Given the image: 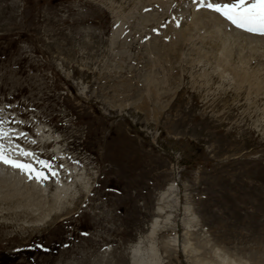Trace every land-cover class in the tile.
<instances>
[{"label":"rangeland","instance_id":"rangeland-1","mask_svg":"<svg viewBox=\"0 0 264 264\" xmlns=\"http://www.w3.org/2000/svg\"><path fill=\"white\" fill-rule=\"evenodd\" d=\"M157 1L0 0L3 143L59 173L0 163V264H264V36L218 16L172 56Z\"/></svg>","mask_w":264,"mask_h":264},{"label":"snow or ice","instance_id":"snow-or-ice-1","mask_svg":"<svg viewBox=\"0 0 264 264\" xmlns=\"http://www.w3.org/2000/svg\"><path fill=\"white\" fill-rule=\"evenodd\" d=\"M199 6L219 14L237 29L264 36V0H229V2L199 0ZM6 123L8 121L0 119V163L18 169L30 180L35 179L37 182L58 176L59 173L51 161L40 159L36 153L24 149L20 144L9 147L3 143L8 140L11 145V137L15 134L12 130L3 127ZM17 123L22 124L23 121H17ZM15 135L18 139H27V133L21 132ZM14 156L24 159H16ZM60 167L62 168L63 165Z\"/></svg>","mask_w":264,"mask_h":264},{"label":"bare ground","instance_id":"bare-ground-1","mask_svg":"<svg viewBox=\"0 0 264 264\" xmlns=\"http://www.w3.org/2000/svg\"><path fill=\"white\" fill-rule=\"evenodd\" d=\"M177 1H181V3H180V5H178V7H176L175 8V11H174V13H173V15L171 16V20L169 21L170 23V25H169V27H167V28H165L166 29V34H168V35H170L169 37L171 38V41L169 42V44H170V47L168 48L170 51V53H171V55L173 56V54H175L177 51L179 52V48H180V42L183 40L184 42H188V41H190L191 40V38H189V39H186L187 38V36H188V34H189V32H191V31H195V27L197 26V27H200V28H203L204 30L205 29H208V30H212V28L213 27H216L217 28V26H218V28H219V26L221 25V24H223V22H224V20H222V19H220L217 15H215L214 13H210V12H208V11H203V12H198V13H194L195 15H196V17H195V21L194 20H190V21H193L194 23H192V24H190L189 22L187 23H185L184 21H183V16H184V10H185V8H186V10L187 11H190V12H194L193 10H192V4H191V1L192 0H177ZM194 1V3L195 4H197L199 1L198 0H193ZM196 1H198L197 3H196ZM214 2H215V0H214ZM141 3V2H140ZM157 4L159 5V6H163V5H165L166 4V0H158L157 1ZM196 7V9H197V6H195ZM194 7V8H195ZM201 7H199V9H200ZM207 9V8H206ZM190 12H189V15H190ZM196 12V11H195ZM175 13H176V15H175ZM187 13V12H186ZM186 18V17H185ZM191 18V17H190ZM192 19V18H191ZM194 19V18H193ZM187 20V19H186ZM198 31V30H197ZM202 31V30H201ZM221 31H222V28H221ZM191 35V34H190ZM215 35V34H214ZM216 36V35H215ZM218 36V35H217ZM190 37V36H189ZM215 38V37H214ZM217 38V37H216ZM186 40V41H185ZM217 43H219V41L217 42ZM217 43L216 42H214V40L212 41V42H210V43H208V44H210L213 48L212 49H218V48H220L218 45H217ZM222 43V42H221ZM223 44V43H222ZM165 45V44H164ZM209 45V46H210ZM156 46H158L159 47V44H157ZM156 46H155V48H156ZM162 46V45H161ZM164 47V46H163ZM160 48V47H159ZM211 48V47H210ZM221 49H223V48H221ZM221 49H219V50H221ZM157 50H158V48H157ZM160 50H162V52L163 53H165L166 51H165V49L164 48H160ZM223 50H225V49H223ZM222 50V51H223ZM155 51V50H154ZM159 51H157V53H158ZM155 54V53H154ZM169 54V53H168ZM158 55H160V54H158ZM161 56V55H160ZM170 56V55H169ZM222 56V55H221ZM224 56V55H223ZM222 56V57H223ZM166 57V56H165ZM227 58V57H226ZM236 74V73H235ZM240 77V78H238V76ZM236 76H237V78L239 79V81H241V82H244V81H246L247 79H248V76H245V74H236ZM174 185L175 184H172L169 188H167L166 189V191H165V193L163 194V197L165 198L167 195H170L169 193H171V192H175V190H174ZM86 194H88V192L86 193ZM172 194V193H171ZM163 210L161 209V208H159L158 210H157V213L158 214H163ZM158 224H159V221L158 220H156L154 223H153V225H152V233L154 234V233H156L161 227H159L158 226ZM166 228H168V227H166ZM163 229V228H162ZM177 243V240H175V244ZM178 244V243H177ZM183 252H184V254H185V256H186V253L187 254H189V252H190V247H188V246H185L184 244H183ZM189 251V252H188ZM192 251H194V249L192 250ZM219 253V252H218ZM205 261V260H204ZM225 262V261H224ZM229 264V263H228Z\"/></svg>","mask_w":264,"mask_h":264}]
</instances>
